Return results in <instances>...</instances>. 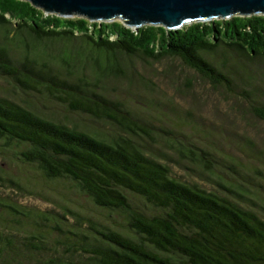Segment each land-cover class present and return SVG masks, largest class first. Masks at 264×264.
Here are the masks:
<instances>
[{"label":"trees","instance_id":"16d2710c","mask_svg":"<svg viewBox=\"0 0 264 264\" xmlns=\"http://www.w3.org/2000/svg\"><path fill=\"white\" fill-rule=\"evenodd\" d=\"M217 48L232 50L242 67L244 60L264 64V15L133 29L0 0V78L114 128L103 134L66 124L28 98L0 95V142L47 179L67 180L125 220L124 230L88 224L84 232L76 220L66 226L64 214L0 194V264H264V199L233 184L208 188L176 177L158 159L165 154L151 148V122L110 94L109 81L124 77L135 56L177 58L211 84L227 85L236 68L218 67ZM238 94L264 121V98ZM161 140L200 173L217 159L208 148Z\"/></svg>","mask_w":264,"mask_h":264},{"label":"rangeland","instance_id":"374dc122","mask_svg":"<svg viewBox=\"0 0 264 264\" xmlns=\"http://www.w3.org/2000/svg\"><path fill=\"white\" fill-rule=\"evenodd\" d=\"M215 52L221 70L236 68L233 83L213 85L177 58L154 60L135 56L126 62L124 77L109 81L110 94L151 122L153 132L157 133L151 148L165 154L158 159L164 160L176 177L198 181L208 188L221 189L220 182L233 184L259 203L264 199V188L259 185H264V121L248 112L246 99L238 92H257L264 98V64L244 60L242 67L232 50L217 48ZM0 95L19 102L20 98H28L43 114L66 124L103 134L114 131L105 121L70 112L33 93L16 92L4 78H0ZM162 136L179 139L187 146L192 144L194 149L208 148L217 157L211 161V171L200 173L188 158L181 160L177 152L163 143ZM16 153L14 146L0 142V194L24 207L64 214L66 226L74 228L76 220L82 223L78 228L84 232L88 224L125 229L120 212L95 206L67 180L47 179L40 169L22 162Z\"/></svg>","mask_w":264,"mask_h":264},{"label":"water","instance_id":"95a60500","mask_svg":"<svg viewBox=\"0 0 264 264\" xmlns=\"http://www.w3.org/2000/svg\"><path fill=\"white\" fill-rule=\"evenodd\" d=\"M45 13L83 17L89 21H120L137 29L160 25L178 29L192 22L231 16L264 15V0H26Z\"/></svg>","mask_w":264,"mask_h":264}]
</instances>
